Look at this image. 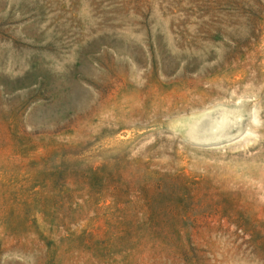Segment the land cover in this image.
Returning <instances> with one entry per match:
<instances>
[{
	"label": "rangeland",
	"instance_id": "rangeland-1",
	"mask_svg": "<svg viewBox=\"0 0 264 264\" xmlns=\"http://www.w3.org/2000/svg\"><path fill=\"white\" fill-rule=\"evenodd\" d=\"M0 264H264V0H0Z\"/></svg>",
	"mask_w": 264,
	"mask_h": 264
}]
</instances>
